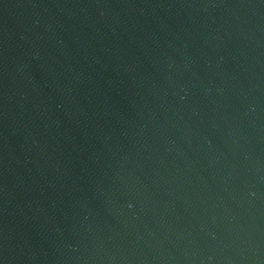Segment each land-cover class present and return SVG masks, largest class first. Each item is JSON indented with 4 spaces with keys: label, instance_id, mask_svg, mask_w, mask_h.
<instances>
[{
    "label": "water",
    "instance_id": "obj_1",
    "mask_svg": "<svg viewBox=\"0 0 264 264\" xmlns=\"http://www.w3.org/2000/svg\"><path fill=\"white\" fill-rule=\"evenodd\" d=\"M138 264H264V138L225 183Z\"/></svg>",
    "mask_w": 264,
    "mask_h": 264
}]
</instances>
